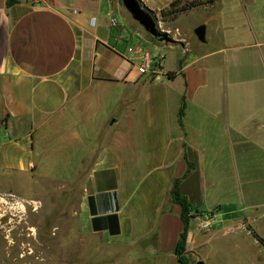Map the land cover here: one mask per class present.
I'll return each instance as SVG.
<instances>
[{
  "label": "crops",
  "instance_id": "crops-1",
  "mask_svg": "<svg viewBox=\"0 0 264 264\" xmlns=\"http://www.w3.org/2000/svg\"><path fill=\"white\" fill-rule=\"evenodd\" d=\"M7 1L0 0V181L75 185L69 206L82 238L130 264H179L183 221L170 195L179 178L193 216L187 255L206 264L216 242L243 249L239 227L255 231L264 214V176L241 179L264 174V12L253 10L264 0H235L241 12L228 0L201 6L214 23L204 24L195 47L165 21L174 41L155 43L121 0ZM171 1L140 0L155 16ZM240 188L246 199H225L234 190L243 196ZM90 198L97 216H117L118 233L93 230ZM206 211L214 224L200 232L196 215Z\"/></svg>",
  "mask_w": 264,
  "mask_h": 264
},
{
  "label": "rangeland",
  "instance_id": "rangeland-1",
  "mask_svg": "<svg viewBox=\"0 0 264 264\" xmlns=\"http://www.w3.org/2000/svg\"><path fill=\"white\" fill-rule=\"evenodd\" d=\"M228 1L235 11H243L240 2ZM253 10L263 13L264 3H259ZM210 16V10L198 6L179 14L173 22L171 18L161 16H156V20L160 29L164 30L160 21H165L166 26L171 27L174 32L180 31L195 47L202 44L194 29L204 27V24L213 27L214 21ZM169 34L173 37L170 32ZM150 39L155 43H162L151 37ZM236 58H239V53H236ZM154 64L153 69L156 70V63ZM168 65L175 66L172 54ZM235 123L241 126L242 116L236 115ZM262 176V172L249 173L243 174L241 179L254 181ZM235 181L240 185L239 178ZM241 191L243 196L241 193L235 194L234 190L226 193L225 199L228 202L232 198L246 199L247 193L243 189ZM78 194L77 186L63 182L38 180L18 184L0 181V264H130L131 260L123 258L125 254L115 253L99 242L93 244L91 240L79 235L69 206V203L77 202ZM258 210L259 214L264 213V205ZM263 223L264 214L253 228L264 238ZM241 227L242 225L239 227L242 233L236 238L242 241L243 249L236 247V243L228 242L226 246H221L216 242L206 264H264V245L253 242L252 236L245 233L246 227ZM244 237L250 241H246ZM187 256L191 263L197 261L196 258Z\"/></svg>",
  "mask_w": 264,
  "mask_h": 264
},
{
  "label": "trees",
  "instance_id": "trees-1",
  "mask_svg": "<svg viewBox=\"0 0 264 264\" xmlns=\"http://www.w3.org/2000/svg\"><path fill=\"white\" fill-rule=\"evenodd\" d=\"M11 1L13 0H8L7 3L9 4ZM213 2L214 0H173L170 2L168 7L160 10V16L162 18H171L172 20H174L181 13H184L198 6H203L205 4H212ZM166 75L168 76V78H174L177 75V73L173 71H167ZM184 108H185V102L184 99H182L178 112L180 125L182 124L181 119L184 113ZM191 167L192 165L188 163V170ZM179 181H180L179 178L175 179L170 189V195L172 197V200L181 206V218L183 221V231L181 232L180 237L177 241L175 252L177 254L179 264H194V262L193 263L190 262L189 257L187 256L186 253V246H185L189 222L193 216L190 215V204L188 203L186 197L179 191L178 188ZM89 200H90V210L92 214L91 222H92L93 230L99 231L106 229L109 231L110 234L118 233L119 228H118L117 216L115 214L106 215V216H97L92 199L90 198ZM246 228L251 232L252 236L259 243L264 245L263 237L259 236L255 231L251 230L250 227L247 226Z\"/></svg>",
  "mask_w": 264,
  "mask_h": 264
},
{
  "label": "water",
  "instance_id": "water-1",
  "mask_svg": "<svg viewBox=\"0 0 264 264\" xmlns=\"http://www.w3.org/2000/svg\"><path fill=\"white\" fill-rule=\"evenodd\" d=\"M125 10L130 16L152 37L156 42H173L168 31L162 30L156 20V16L147 9L140 0H121ZM200 41H204V27L199 26L194 30ZM194 264H204L202 260H197Z\"/></svg>",
  "mask_w": 264,
  "mask_h": 264
},
{
  "label": "built area",
  "instance_id": "built-area-1",
  "mask_svg": "<svg viewBox=\"0 0 264 264\" xmlns=\"http://www.w3.org/2000/svg\"><path fill=\"white\" fill-rule=\"evenodd\" d=\"M95 19L92 17L90 18V25L93 26ZM151 58L146 54L145 55V68H150ZM192 220V219H191ZM196 228L200 232H208L212 229L214 224V213L213 211H206L196 215Z\"/></svg>",
  "mask_w": 264,
  "mask_h": 264
},
{
  "label": "flooded vegetation",
  "instance_id": "flooded-vegetation-1",
  "mask_svg": "<svg viewBox=\"0 0 264 264\" xmlns=\"http://www.w3.org/2000/svg\"><path fill=\"white\" fill-rule=\"evenodd\" d=\"M155 16V15H154Z\"/></svg>",
  "mask_w": 264,
  "mask_h": 264
}]
</instances>
